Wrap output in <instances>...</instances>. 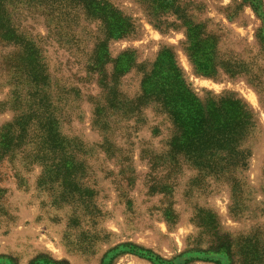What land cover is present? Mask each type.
<instances>
[{"label": "rangeland", "instance_id": "rangeland-1", "mask_svg": "<svg viewBox=\"0 0 264 264\" xmlns=\"http://www.w3.org/2000/svg\"><path fill=\"white\" fill-rule=\"evenodd\" d=\"M114 1L138 26L134 36L108 42L111 59L134 50L136 66L117 80L118 99L127 104L142 93L145 72L169 47L199 97L236 92L254 108L241 188L233 193L231 184L171 161V124L154 105L109 106L101 76L89 70L98 22L81 15L61 35L39 11L10 9L0 23V256L17 264L40 255L69 264H176L182 253L210 247V236L196 240L192 221L203 208L220 217L227 264H264V47L257 37L264 0H181L214 32L221 53L255 62L258 88L247 76L197 73L176 15L156 24L147 4ZM113 67L106 66L109 85ZM141 248L163 261L132 250Z\"/></svg>", "mask_w": 264, "mask_h": 264}, {"label": "trees", "instance_id": "trees-1", "mask_svg": "<svg viewBox=\"0 0 264 264\" xmlns=\"http://www.w3.org/2000/svg\"><path fill=\"white\" fill-rule=\"evenodd\" d=\"M138 1L148 5L150 18L156 24L167 23L162 21L167 14L177 16L185 27L184 47L197 73L212 77H217L222 72L230 77L247 76L253 85L261 87V77L255 68V62L238 60L221 53L214 32L208 31L204 23L194 21V16L187 13L186 3L181 0ZM253 8L259 11L257 1L253 3ZM10 9L39 11L46 17L48 25H54L61 35L64 32L68 34L73 27L78 26L81 15L87 22H98L99 34L95 35L89 70L101 76V83L107 89L109 106L126 105L129 107L127 111H140V107L154 105L171 124V161L179 164L184 160L197 169L199 177H212L231 184L233 193L241 188L237 176L248 168L251 156L244 144L256 129L258 120L254 108L238 93L227 92L202 99L186 83L175 53L171 48L165 47L151 70L145 72L141 84L142 93L126 104L118 99L117 80L136 66L134 50L128 49L116 59H111L108 42L111 39L134 36L138 26L133 17L121 10L114 0H0L2 25L8 21L4 17ZM257 37L261 47H264V29L260 30ZM110 62L114 65L111 76L114 84L111 85L107 81L106 72V66ZM159 131L156 129V133ZM46 173H53L50 166ZM196 210L192 217L199 229L196 240L199 242L203 236H210V247L207 250H196L194 254L182 253L176 264H189L195 260L227 264L230 243L225 239L226 235L221 233L219 215L203 208ZM231 210L234 211L233 208ZM132 250L141 255L147 252L149 257L161 259L149 249L141 248L142 252ZM191 252L193 251L187 253ZM4 257L11 264H17L12 257L0 256ZM30 264L69 263L40 255Z\"/></svg>", "mask_w": 264, "mask_h": 264}]
</instances>
